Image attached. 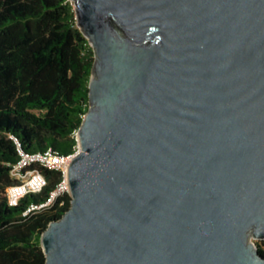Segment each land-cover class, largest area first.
I'll return each mask as SVG.
<instances>
[{"label": "water", "instance_id": "95a60500", "mask_svg": "<svg viewBox=\"0 0 264 264\" xmlns=\"http://www.w3.org/2000/svg\"><path fill=\"white\" fill-rule=\"evenodd\" d=\"M95 55L45 264H264V0H71Z\"/></svg>", "mask_w": 264, "mask_h": 264}, {"label": "trees", "instance_id": "16d2710c", "mask_svg": "<svg viewBox=\"0 0 264 264\" xmlns=\"http://www.w3.org/2000/svg\"><path fill=\"white\" fill-rule=\"evenodd\" d=\"M94 61L71 0H0V264L46 262L41 235L70 209L71 198L23 217L31 203L49 199L61 178L38 166L47 186L9 206L7 189L17 184L11 170L20 160L17 141L26 153H74L90 106Z\"/></svg>", "mask_w": 264, "mask_h": 264}, {"label": "built area", "instance_id": "2783aa9c", "mask_svg": "<svg viewBox=\"0 0 264 264\" xmlns=\"http://www.w3.org/2000/svg\"><path fill=\"white\" fill-rule=\"evenodd\" d=\"M20 160L12 166L11 177L17 184L7 189V199L9 206L17 207L21 201L30 194H39L47 186L46 177L38 170V166L48 168L60 173L61 178L55 189L51 192L47 201L42 203H31L23 213V217L29 218L39 212L52 208L65 195L69 194L68 187V167L72 159L79 152V147L74 153L62 155L58 151L50 148L45 152L26 153L22 150L19 142Z\"/></svg>", "mask_w": 264, "mask_h": 264}, {"label": "rangeland", "instance_id": "374dc122", "mask_svg": "<svg viewBox=\"0 0 264 264\" xmlns=\"http://www.w3.org/2000/svg\"><path fill=\"white\" fill-rule=\"evenodd\" d=\"M257 243V245H259V246H263V243L261 242V241H258V242H256Z\"/></svg>", "mask_w": 264, "mask_h": 264}]
</instances>
